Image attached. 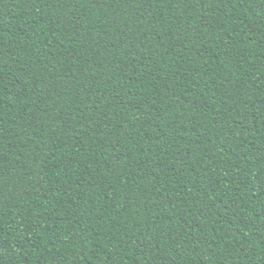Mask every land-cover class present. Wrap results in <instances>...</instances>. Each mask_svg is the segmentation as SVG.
Instances as JSON below:
<instances>
[{
  "label": "trees",
  "instance_id": "trees-1",
  "mask_svg": "<svg viewBox=\"0 0 264 264\" xmlns=\"http://www.w3.org/2000/svg\"><path fill=\"white\" fill-rule=\"evenodd\" d=\"M0 264H264V0H0Z\"/></svg>",
  "mask_w": 264,
  "mask_h": 264
}]
</instances>
